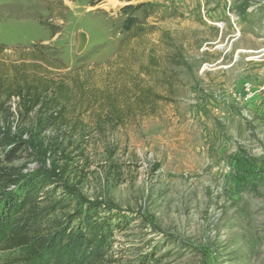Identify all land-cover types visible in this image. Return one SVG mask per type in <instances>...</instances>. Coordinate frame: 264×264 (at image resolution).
Here are the masks:
<instances>
[{"label":"rangeland","instance_id":"1","mask_svg":"<svg viewBox=\"0 0 264 264\" xmlns=\"http://www.w3.org/2000/svg\"><path fill=\"white\" fill-rule=\"evenodd\" d=\"M0 76L22 144L0 170L53 178L51 219L99 208L102 264H264V0H0ZM51 82L74 91L65 123ZM25 84L45 88L30 113Z\"/></svg>","mask_w":264,"mask_h":264},{"label":"trees","instance_id":"2","mask_svg":"<svg viewBox=\"0 0 264 264\" xmlns=\"http://www.w3.org/2000/svg\"><path fill=\"white\" fill-rule=\"evenodd\" d=\"M106 1L109 0H91V4L94 6ZM118 1L131 3L133 0ZM144 6L127 5L122 9L123 13L128 14L123 24L126 33L139 24L131 16L132 12ZM25 85L18 87L17 95L24 103L25 111L30 113L42 103L45 88L43 84ZM49 87L55 92L51 102L59 108L51 115V121L65 123V107L72 101L74 91L65 83L51 82ZM9 89V86L5 87L3 76H0V95L1 91ZM155 98L161 99L159 96ZM119 104L117 97H108L106 106L111 112L108 116L112 119L116 117L117 122L123 118L119 114ZM19 147H22L21 140L0 129V151L5 149L9 158ZM55 184L53 178L21 180L10 178L0 170V253L4 255L0 257V264H102L109 238V223L98 221L93 216L98 215L99 208L89 206L85 210L51 219L59 209L60 200L49 206L35 204L39 202L36 199L39 192L48 194L47 188ZM11 187H16L17 193L8 194L7 189ZM75 203L79 204L77 201Z\"/></svg>","mask_w":264,"mask_h":264},{"label":"water","instance_id":"3","mask_svg":"<svg viewBox=\"0 0 264 264\" xmlns=\"http://www.w3.org/2000/svg\"><path fill=\"white\" fill-rule=\"evenodd\" d=\"M84 44V40H83V42H82V45Z\"/></svg>","mask_w":264,"mask_h":264}]
</instances>
